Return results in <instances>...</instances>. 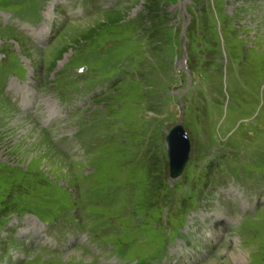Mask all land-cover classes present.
<instances>
[{
  "label": "rangeland",
  "instance_id": "rangeland-1",
  "mask_svg": "<svg viewBox=\"0 0 264 264\" xmlns=\"http://www.w3.org/2000/svg\"><path fill=\"white\" fill-rule=\"evenodd\" d=\"M42 5L0 12V264H264V0H0Z\"/></svg>",
  "mask_w": 264,
  "mask_h": 264
},
{
  "label": "water",
  "instance_id": "water-1",
  "mask_svg": "<svg viewBox=\"0 0 264 264\" xmlns=\"http://www.w3.org/2000/svg\"><path fill=\"white\" fill-rule=\"evenodd\" d=\"M171 178L180 176L190 156L191 143L182 123L174 125L166 137Z\"/></svg>",
  "mask_w": 264,
  "mask_h": 264
},
{
  "label": "bare ground",
  "instance_id": "bare-ground-1",
  "mask_svg": "<svg viewBox=\"0 0 264 264\" xmlns=\"http://www.w3.org/2000/svg\"><path fill=\"white\" fill-rule=\"evenodd\" d=\"M222 249V248H221ZM227 249H223V251H226ZM226 254V253H225ZM210 264V263H209Z\"/></svg>",
  "mask_w": 264,
  "mask_h": 264
}]
</instances>
